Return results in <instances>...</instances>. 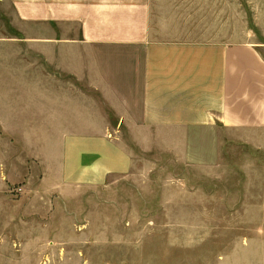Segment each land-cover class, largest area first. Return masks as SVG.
Here are the masks:
<instances>
[{"label":"rangeland","instance_id":"1","mask_svg":"<svg viewBox=\"0 0 264 264\" xmlns=\"http://www.w3.org/2000/svg\"><path fill=\"white\" fill-rule=\"evenodd\" d=\"M150 9L161 41L264 36V0H150ZM21 32L0 0V38ZM75 83L82 148L101 134L131 169L101 184L69 181L56 139L30 156L33 171L10 180L2 170L0 264H264V131L137 129L90 90L88 74Z\"/></svg>","mask_w":264,"mask_h":264},{"label":"crops","instance_id":"2","mask_svg":"<svg viewBox=\"0 0 264 264\" xmlns=\"http://www.w3.org/2000/svg\"><path fill=\"white\" fill-rule=\"evenodd\" d=\"M7 1L22 28L0 38V174L8 170L10 180L33 171L30 156L55 148L56 139L69 181L101 184L129 172V153L101 134L82 148L75 82L85 74L90 90L137 129L264 131V36L157 40L150 0Z\"/></svg>","mask_w":264,"mask_h":264}]
</instances>
